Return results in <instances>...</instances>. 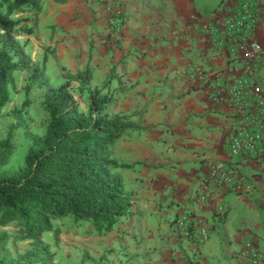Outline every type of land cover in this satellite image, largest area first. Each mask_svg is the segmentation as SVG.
Listing matches in <instances>:
<instances>
[{
    "label": "crops",
    "instance_id": "crops-1",
    "mask_svg": "<svg viewBox=\"0 0 264 264\" xmlns=\"http://www.w3.org/2000/svg\"><path fill=\"white\" fill-rule=\"evenodd\" d=\"M247 2L258 12L250 37L262 49L252 76L226 28ZM11 18L22 53L33 63L46 59L47 78L63 83L64 73L90 70L75 100L81 112L89 91L103 89L114 99L110 113L140 127L112 147V158L131 166L116 172L132 214L85 239L92 251L107 264H245L249 241L264 262V142L256 154H230V135L251 115L228 99L240 82L253 109L241 81L264 84V0H44L37 16ZM29 27L31 34L22 31ZM217 165L228 180L212 177Z\"/></svg>",
    "mask_w": 264,
    "mask_h": 264
},
{
    "label": "trees",
    "instance_id": "trees-1",
    "mask_svg": "<svg viewBox=\"0 0 264 264\" xmlns=\"http://www.w3.org/2000/svg\"><path fill=\"white\" fill-rule=\"evenodd\" d=\"M43 2L0 0V112L9 101L14 73L31 67L15 39L18 21L11 16L24 11L37 16ZM22 31L32 32L30 27ZM63 76L61 85L46 92L47 126L42 136L32 139L22 167L2 171L12 155L11 134L0 141V227L14 225L36 245H42V234L59 233L52 221L68 218L86 224L87 235L104 236L132 214V197L116 172L131 166L114 160L112 147L123 134L140 127L128 115L110 113L114 99L103 89L89 91L87 113L79 110L71 82H79L82 92L89 69ZM33 77H38L36 70ZM5 239L0 236V245Z\"/></svg>",
    "mask_w": 264,
    "mask_h": 264
},
{
    "label": "rangeland",
    "instance_id": "rangeland-1",
    "mask_svg": "<svg viewBox=\"0 0 264 264\" xmlns=\"http://www.w3.org/2000/svg\"><path fill=\"white\" fill-rule=\"evenodd\" d=\"M22 40L17 42L21 46ZM45 55L53 56L54 49L45 50ZM25 56V55H24ZM27 60L28 57L25 56ZM31 67L17 71L9 86V101L0 112V141L11 134L12 155L4 172L22 167L27 150L34 137L44 134L48 118L43 108L46 92L56 89L62 80L56 76L47 78L44 62L38 60ZM34 70L38 77L34 79ZM28 88V89H27ZM74 100L80 101L76 81L71 82ZM58 234L44 233L40 236L42 245L23 237L14 225L0 227V236L5 241L0 245V262L4 264H107L105 253L92 251L85 242L91 235L85 233L86 224H74L70 219L51 222Z\"/></svg>",
    "mask_w": 264,
    "mask_h": 264
},
{
    "label": "built area",
    "instance_id": "built-area-1",
    "mask_svg": "<svg viewBox=\"0 0 264 264\" xmlns=\"http://www.w3.org/2000/svg\"><path fill=\"white\" fill-rule=\"evenodd\" d=\"M238 15V19L227 22L226 28L231 36L237 40L233 52L243 60L245 73L252 76L255 70L254 62L258 60V54L262 51L261 47L250 37L256 29L258 22L256 5L250 2L244 3L240 7ZM120 25L121 20L118 18L116 26L119 27ZM216 45H220V43L216 42ZM238 83L232 84L229 89L228 99L235 106L244 107V112L251 115V117L243 119L244 122L238 126L239 130L233 132L229 137V150L233 157L240 156L244 150L256 154L257 145L264 142V84L247 79L241 81V83L248 85L252 95L255 97L253 109H250L246 106V100L242 97ZM222 171L221 166L217 165L212 171V177L219 181L228 180ZM221 211H223L222 208L219 209V212ZM187 222V217H183L181 224L185 225ZM201 237L202 240H206L207 234L202 231ZM243 253L246 258L245 264H264L258 249L253 243L249 241L245 242Z\"/></svg>",
    "mask_w": 264,
    "mask_h": 264
}]
</instances>
